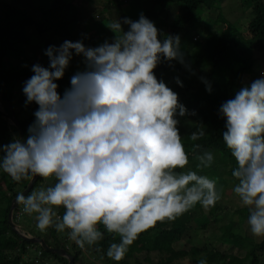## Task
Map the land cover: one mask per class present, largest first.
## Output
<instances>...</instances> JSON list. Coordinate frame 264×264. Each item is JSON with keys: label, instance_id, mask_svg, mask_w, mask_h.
<instances>
[{"label": "clouds", "instance_id": "clouds-1", "mask_svg": "<svg viewBox=\"0 0 264 264\" xmlns=\"http://www.w3.org/2000/svg\"><path fill=\"white\" fill-rule=\"evenodd\" d=\"M106 27L113 33L110 39L96 46L83 38L64 40L45 49L47 67L31 66L34 74L22 92L25 107H38L26 136L0 143V170L16 183L53 180L30 194L17 193L23 212L15 218L21 208L14 213L13 208L10 221L18 232L36 237L16 223L22 215L35 214L39 231L67 232L81 250L97 246L100 251L99 242L110 235L113 242L105 254L119 264L142 233L174 222L197 204L210 211L223 189L217 187L218 178L202 174L214 163L213 151L193 144L197 163L195 169L188 167L181 123L184 118L192 126L189 118L198 113L156 74L161 64L174 68L176 61L196 75L180 35L164 34L142 11L138 19L119 17ZM74 56L82 57L83 68L61 93L56 81L63 79ZM199 79L211 94V82ZM173 81L184 87L179 75ZM217 116L224 122L222 140L235 160L232 192L248 209L250 234L264 238V69L222 101ZM207 132L197 126L186 135L195 142Z\"/></svg>", "mask_w": 264, "mask_h": 264}, {"label": "trees", "instance_id": "trees-1", "mask_svg": "<svg viewBox=\"0 0 264 264\" xmlns=\"http://www.w3.org/2000/svg\"><path fill=\"white\" fill-rule=\"evenodd\" d=\"M81 1L0 0V112L8 114L12 111L22 137L26 136L27 127L34 120L33 112L38 107L35 103L25 107L26 97L22 92L24 83L18 81L20 79L26 81L34 74L31 71L33 63H30L25 56V47L30 44L42 47L41 57L45 60V67H47L49 60L44 51L48 46L53 45L50 38L54 39L58 35L69 40L74 27L80 21L76 9ZM83 1L88 4L98 3L99 7L95 10L101 16H107V23L128 15L127 13L123 15L121 11L125 8L132 9L131 5H135L138 8L132 9L133 13L137 11L135 19H138L142 11L164 34L180 35L181 48L186 53V59L191 63L196 75H191L176 61L172 62L174 68L163 63L156 69V72L164 69L171 73L170 79L172 80L173 77L179 75L184 87L180 88L173 82V90L179 93L180 101L189 110L195 109L198 113L197 116L189 119L199 122L182 132L185 134L184 143L189 147L187 143L192 142L187 138L188 132L194 131L197 126L205 127L208 131L207 135L196 142H199L204 149L213 151L215 155L213 165H218L222 174L232 177L231 172L235 167L234 158L223 140L218 143L219 151L216 149L217 144L215 145L218 139H222L221 131L224 123L217 116V109L222 101L233 95L234 90L238 89L242 82L256 78L260 66L264 68V60L256 62L254 55L256 50L264 48V0H253L247 16L240 22L242 24L240 32L236 31L227 21L226 27L216 28L217 25H221V16L216 17L211 24L207 16L205 20L192 16L197 11L196 9L202 6L212 7L217 11V0ZM168 12L170 15L167 16ZM215 15L216 13L212 17ZM166 17L170 19L167 21ZM205 21L208 25H204ZM48 32L52 36H48ZM108 36L111 38L113 33L110 32ZM81 60L82 57L74 56L72 65L70 64L66 70L63 79L56 81L59 84L58 91L63 93L64 89L70 86V77L78 67H83V64L79 63ZM205 68L206 73L203 76L212 84L211 94L205 90L204 83L197 80L198 75ZM157 76L162 77L161 74ZM202 115L206 118L202 119ZM14 138H19L16 126L0 113V143H8ZM211 146H214L213 149ZM189 157L191 160L192 157L190 155ZM202 174H206V171L204 170ZM49 180L48 184L53 183L52 179ZM27 182L28 180H24L16 183L0 170V264H67L65 257L45 250L38 242H29L21 238L11 230L6 221L11 199L25 187ZM234 183H236L235 180ZM35 185L41 187L45 184L42 178L36 177L25 195L30 194ZM20 208L23 206L17 204L12 212ZM212 209L208 211L212 218L204 222L202 228L208 227L211 223H217L223 218L216 213L219 209L217 205ZM192 210L200 212V205L197 204ZM60 212L62 214L63 209H60ZM188 213L190 215L191 212H187L184 217H179L174 222L158 223L155 228L142 233L130 246L125 259L119 264H169L173 255L179 257L188 255L195 264L199 259L204 258L207 259L208 264H264V238L259 241H245L244 236L234 232V228L231 226L227 228L224 225L219 229L226 233L227 238L243 241L247 245L242 253H235L232 248V250L214 249L209 241V234L206 236L205 246L191 244L188 249L176 252L171 244L181 237L183 223L191 220V216H187ZM245 215L247 218L248 209ZM30 217L34 219L35 214ZM34 236L42 238L47 246L63 248L72 256V264H117L105 254L109 243L113 242L110 235H106L105 239L99 242L100 251H97V246H86L84 250H81L75 242L68 238L67 232L58 233L54 228H49L43 233L37 229ZM118 240L117 237L116 242ZM206 244L209 249L215 250L214 255L209 254ZM140 252L143 255L141 259H138L136 255ZM152 252L159 257H151ZM166 253L170 256L163 260ZM198 254L201 255L197 257Z\"/></svg>", "mask_w": 264, "mask_h": 264}, {"label": "rangeland", "instance_id": "rangeland-1", "mask_svg": "<svg viewBox=\"0 0 264 264\" xmlns=\"http://www.w3.org/2000/svg\"><path fill=\"white\" fill-rule=\"evenodd\" d=\"M4 1H10V0H4ZM79 0H77L78 2ZM253 0H217L216 1V9H212V7L208 6H202L198 7L196 12L192 14L194 18L197 16L200 17V20H205L206 16L210 19V23L212 21H215V18L218 16H221L222 22L221 26L222 28L226 27V25L229 22L236 31L242 30V22L244 18L247 16L250 6L252 4ZM210 3V2H209ZM20 5V4H17ZM211 5V4H210ZM22 6V5H20ZM134 6V7H133ZM99 7L98 3H86V1H81V4L78 5V8L76 9V12H78V15L80 17V21L76 26L74 27L71 35L69 36V40L77 41L83 38V41L86 45L90 46H96L103 41V39L108 38L109 33L111 32L108 27H106L107 16H101V14L96 12V8ZM132 9H138L137 6L131 5ZM130 8H125L121 12L123 15L126 13L128 17H131L135 20V17L137 16V11L133 13V10ZM176 12V10H174ZM216 15L212 17L214 14ZM170 15L169 12L167 16ZM96 17H99L97 19ZM202 17V18H201ZM170 18L166 17V20L168 21ZM224 21V22H223ZM204 25H208V23L205 21ZM125 25L124 27H126ZM82 34H86L87 38H84ZM48 36L50 35V32L47 33ZM195 35V34H194ZM64 40V36H56V38L51 39L50 41L53 43V45L59 46ZM42 47H38L36 44H30L25 47L24 53L25 56L28 58L30 63L36 64L40 63L41 65L45 66V60L42 59ZM255 61L260 62L264 60V48L261 50L255 51ZM72 65V63H71ZM83 67L80 66L77 68L82 69ZM264 69L263 67H259L257 70V77L260 74V71ZM76 70V71H77ZM206 73V68L203 69V71L198 75L197 80H200L199 77L203 76ZM156 74H161L163 79L169 84L170 87L173 88V80L170 79V72H167L166 70L162 69L161 72H156ZM167 79V80H166ZM197 80L195 82H197ZM20 83H24L25 81L23 79L18 80ZM194 85V84H193ZM202 119H205L206 116L202 115ZM199 121L195 120L191 121V124L198 123ZM188 124H186L184 121L181 123V132H184L188 128H190ZM208 140V139H207ZM206 140V141H207ZM222 139H218L215 143L218 148V143H221ZM199 142H188L187 144L189 147L185 144L186 149L189 152V155L192 157V146L193 144ZM212 149L214 146H211ZM220 149V148H219ZM219 149H217L219 151ZM217 151V152H218ZM196 161L192 158L190 160L189 168L195 169ZM206 171V175H208L210 178H218L217 187L222 188V199L220 202H218L216 205L219 209L216 210V213L221 215L223 218L217 223H211L208 227L202 228V224L206 222L207 220H210L212 216L210 213L205 212L202 207L200 206L201 211H194L191 210L187 214V216H191V220L187 223H183V226L181 228V234L180 238H177L173 241L172 248L177 252L180 250H186L191 244H197V245H204L205 246V239L207 234L210 235V243L213 246V248H220L223 250H232L235 253H242L245 248L247 247L246 244H244L243 241H234L232 238H227L226 233L223 232L221 229H219L220 226L224 225L225 227L229 228L230 226L234 228V232L241 234L244 236V240H250V241H259L261 238L253 237L249 230L247 225V218H246V207H241L238 197L235 196V194L232 192V187L235 184L233 177H227V175L222 174L221 168L218 165H213L210 168L204 169ZM51 179V178H50ZM50 180L45 181L43 180V184H48ZM40 187L38 185H35L33 190H37ZM213 210V209H211ZM186 214V213H185ZM183 215V217L185 216ZM35 219V217H34ZM32 219L30 216H23L18 220L17 226L21 231L28 232L30 235L34 236L37 227H36V221ZM229 226V227H228ZM204 243V244H203ZM207 249H209V246L206 244ZM232 248V249H231ZM209 254L214 255L215 250L209 249ZM143 254L140 252L136 256L138 259H141V256ZM201 254H198L197 257H199ZM163 256V254L161 255ZM169 253L165 254L163 257V260H166L169 257ZM151 257L158 258V255H155L154 252L151 253ZM169 264H195L192 259L187 255L185 257H179L178 255H173L171 258V261Z\"/></svg>", "mask_w": 264, "mask_h": 264}, {"label": "water", "instance_id": "water-1", "mask_svg": "<svg viewBox=\"0 0 264 264\" xmlns=\"http://www.w3.org/2000/svg\"><path fill=\"white\" fill-rule=\"evenodd\" d=\"M1 115L7 117L8 119L11 120V123L14 124L18 130V134L19 137H22V132L20 130V128L17 125V122L13 116L12 111H10L8 114L2 113L0 112ZM35 180V179H34ZM34 180H28V182L26 183L25 187L19 192V193H27L29 191V189L32 187ZM16 196L14 198L11 199L10 204L8 206V211L6 213V221L9 224L10 228L17 234H19V236L29 242H38V244L43 247L45 250H48L50 252L56 253L57 255L63 256L67 259V264H72V256L69 255L68 253H66V251L63 248H53L50 246H47L42 238H38V237H26L24 236L22 233L18 232L17 229L14 227V224L10 221V214L12 209L16 206Z\"/></svg>", "mask_w": 264, "mask_h": 264}, {"label": "built area", "instance_id": "built-area-1", "mask_svg": "<svg viewBox=\"0 0 264 264\" xmlns=\"http://www.w3.org/2000/svg\"><path fill=\"white\" fill-rule=\"evenodd\" d=\"M194 38V37H193ZM22 209V208H21ZM21 212H23L22 210H20V212H17L16 214H15V218H18V216H19V213H21Z\"/></svg>", "mask_w": 264, "mask_h": 264}]
</instances>
